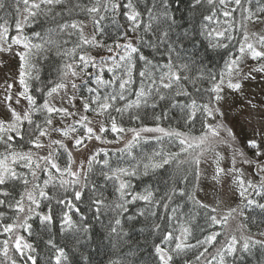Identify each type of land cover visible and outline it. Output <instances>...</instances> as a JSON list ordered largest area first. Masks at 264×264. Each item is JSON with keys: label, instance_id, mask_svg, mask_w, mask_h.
<instances>
[{"label": "snow or ice", "instance_id": "obj_1", "mask_svg": "<svg viewBox=\"0 0 264 264\" xmlns=\"http://www.w3.org/2000/svg\"><path fill=\"white\" fill-rule=\"evenodd\" d=\"M11 6L16 17V35L9 36L13 25L0 17V53L19 59L17 81L22 91L15 94L14 102L19 105L23 99L27 107L18 111L13 106V82L5 80L0 84L3 90L0 104L8 112L7 119L0 117V148L3 149L0 151V209L6 208L12 213L11 222L4 223L6 212L0 211V234L6 236L0 241V264H37V246L21 234L33 235L30 221L34 218L39 219L42 231L50 232L59 225L61 233L72 231L87 237L93 228L88 213L97 222L112 214L106 227L109 236L118 242L129 235L121 217L137 202L143 206L125 220L131 229L142 224L141 233L147 231L158 237L159 242L153 243L157 264H201L209 247L222 233L211 231L191 243L192 230L185 221L179 224L177 234L172 228L180 207L172 206L177 196L186 197L197 208L205 209L206 220L212 228L228 229L230 220L237 215L247 220L245 210L264 212V203L256 199L264 200V130L253 129L252 137L241 142L233 128L225 123L222 107L229 97L233 100L237 94L243 97L244 84L254 80V74H264V34L248 30L249 23L264 24V0H13ZM5 7L6 0H0V9ZM218 9L225 18L223 25ZM236 11L241 13L242 29L236 54L229 51L219 72L207 68L200 57L197 72L192 75V66L198 63L200 37L212 38L205 54L208 49H230V44L224 41L234 39L232 18ZM40 17L51 26L31 36L24 34V29L38 23ZM213 24L216 26L212 27ZM106 25L114 29L115 35ZM89 27L90 33L86 32ZM71 37L76 39L69 48ZM109 38L111 43L107 42ZM14 46L17 50L13 53ZM90 49H95L97 55ZM144 49L153 55L146 54ZM181 52L186 55L181 57ZM50 54L62 61L57 66L58 80L51 87L36 89L43 96L42 102H38L30 92L29 81L40 79L37 61L47 60ZM156 55L166 57V62L161 64ZM248 59L257 63L245 71ZM3 63L0 61V67ZM105 70L112 73L110 79L104 78ZM137 78L139 85L134 87ZM203 80L211 87L202 88ZM82 86L88 95L82 94ZM193 93H206L207 97L201 96L198 100ZM129 96L135 98L128 99ZM181 97L186 99L182 101ZM162 103L166 107L156 114L154 110ZM247 104L257 107L251 100ZM149 108L153 110L152 119L157 122L152 127L143 124L140 114L141 109ZM174 110L187 131L160 126L159 121L168 119ZM125 114L129 120L140 122V126L125 127L120 122ZM57 118L59 124L55 122ZM197 120L201 125L199 134L194 132ZM261 120L264 121V116ZM109 133L113 134L111 140ZM128 133L131 138L122 148L115 149L118 158H130L126 165L113 166L108 149L89 147L93 140L101 144L120 143ZM145 133L157 134L151 139L160 144L167 138L179 150L161 147L137 156L133 150L142 141L149 140ZM221 148L227 149V155ZM45 150L46 154H41ZM84 150L90 154L77 164L73 153ZM209 154L216 206L204 203L196 195L197 191H203L201 181L206 173L201 165L209 163L206 159ZM172 164L182 170L179 183L185 187L174 183L160 196H157L159 189L151 184L143 191L134 190V178L150 177ZM245 166L260 177L258 182L245 179ZM109 186L111 199L105 194ZM229 192L237 195L240 203L221 213L218 206ZM160 207L166 212L170 209V214L158 216L156 209ZM165 219L167 225L158 222ZM239 227L248 226L241 223ZM258 234L264 237V231ZM45 243L55 250V264H67L68 255L63 247H58L51 237ZM256 245L264 249V240L251 236L238 239L229 233L215 248L212 258L204 259L203 264H230L229 258L235 264L238 253L242 259Z\"/></svg>", "mask_w": 264, "mask_h": 264}, {"label": "trees", "instance_id": "obj_2", "mask_svg": "<svg viewBox=\"0 0 264 264\" xmlns=\"http://www.w3.org/2000/svg\"><path fill=\"white\" fill-rule=\"evenodd\" d=\"M86 2V0H85ZM13 0H6V7L4 9H0V17H3L7 19L13 27L10 30L9 36L16 35V31L14 28V21H15V12L12 8ZM234 6V5H233ZM21 9H23V5L20 6ZM253 7H255V3H253ZM141 9L143 10V5H141ZM208 14V13H206ZM218 18L223 25V22L225 18L219 11L217 10ZM83 18V17H81ZM232 20L235 22V29L232 31V35L234 39L229 42L225 40V43L230 44V49H208V54H205V47L207 46L210 37L203 36L200 37V44L198 45L199 55H198V63L197 65L192 66V75H195L197 72V68L199 67V58L203 57V64L210 68L214 72H219L224 67V60L227 59L229 51H231L233 54H236V48L238 47L237 41L241 39V32L242 29L240 28V20H241V13L239 11H236L233 14ZM121 23H123V17H120ZM2 22V20H0ZM257 24H248V30L249 32H259L261 34H264L261 30H256ZM50 23L44 22V18L40 17V20L38 23H34L32 26L26 27L24 29V34L31 36L33 32H43L45 29L50 27ZM216 25L213 24L212 27H215ZM226 26V25H225ZM108 28V31L115 35L114 29L110 25H106ZM86 32H91V27L86 29ZM70 42L67 45V47H72L73 43L75 42V37L69 38ZM39 42V41H34ZM108 43H111L112 40L109 38L107 40ZM16 51V47L13 48V53ZM23 51V48H22ZM91 53L93 55H97V51L95 49H90ZM146 54L153 55L149 49H144ZM191 49L189 48V52ZM101 55H107L106 52L99 53ZM181 57L185 56L186 53L181 52ZM7 54L0 53V61H5ZM17 59V66H19V59ZM156 60L159 61L161 64L166 62V57L156 55ZM251 60V59H250ZM59 63H62L61 59L59 57H56L54 55H49V58L47 60H38L37 66L39 69V80H30V92L34 96H36L38 102H42L43 96L41 92L36 91L38 88H47L51 87L54 82L58 80V72H57V66ZM139 67V65H138ZM94 71V70H92ZM3 69L0 67V75L2 74ZM18 76V74H17ZM112 76V73L107 72L105 70L104 72V78L110 79ZM1 77V76H0ZM1 82H3V78L0 79ZM14 82V81H13ZM139 80L137 78V84L134 87H138ZM200 86L202 88H210L211 85L207 80H203L200 82ZM15 88L18 91H22L21 86L18 84V81L15 85ZM189 91H192L191 85H188ZM82 94L88 95L86 90H83L82 86ZM195 98L198 100L201 99V96L204 98L207 97L206 93H193ZM134 96H129L128 99H134ZM182 101H184L186 98H179ZM21 102L23 104V108L27 107V102L23 99H21ZM79 100L76 101V104L79 105ZM123 103V102H121ZM166 104L162 103L160 107H157L154 111L156 114H159L161 112L162 108H165ZM23 111V110H22ZM145 112H147V115H145ZM152 109H141L140 114L143 118V124L152 127L155 126L157 123L152 119ZM91 116V113H89ZM113 115H116L113 113ZM119 119V117H118ZM57 124H59V118L55 121ZM71 121H69L70 123ZM123 123L125 127H139L140 122L137 121H131L128 118V115L125 114L123 119L120 121ZM209 123H212V121H209ZM226 123V122H225ZM159 124L161 127L168 128H180L182 131H187L183 126V122L179 120L178 113L174 110L170 114L168 119H162L159 121ZM229 126V125H228ZM201 129V125L199 120H197L194 132L195 134H199ZM131 134V133H130ZM146 137H149V140L147 143H144L143 141L138 145L133 151L134 154L137 156H141L144 153L150 154L153 150H159L161 147H163L166 150L170 151H178L175 143H170L167 138L163 141V144L157 143L154 139H151L154 135H157L155 133H145L143 134ZM239 137L240 141L243 142L246 140L244 135L237 136ZM108 139H113V134H108ZM69 143V146L71 147V143ZM17 147H19V144L17 143ZM28 145H24L25 150L27 149ZM121 148V147H120ZM110 153V163L113 166H116L117 164L126 165L130 162V158L124 157L122 159L118 158L119 154H115L116 148H107ZM118 149V148H117ZM3 149L0 148V151ZM41 154H46V150L42 152ZM251 155V153H249ZM103 159V157H101ZM63 157H61V163H63ZM186 168L187 166H182ZM99 169V166H97V170ZM245 170L250 176V179L253 180V182H258L260 180V177L257 175L252 174L253 170L247 166H245ZM183 174L182 170L178 169L175 164L166 166L165 169L157 170L156 173H154L150 177L145 178H134L132 180V184L134 185L135 191H143L144 187L148 184H151L153 188L159 189L157 192V196L163 195V193L173 186L174 183L179 184L180 187H185L184 184L179 183V178ZM206 179H202L201 186L203 188V191H197L196 195L197 198L202 200L204 203H209L206 199V194H202L204 192ZM52 189L50 188L49 191ZM189 190H191L189 186ZM112 189L111 186H109L108 190L106 191V195L109 196V198H112ZM256 199L260 200V202L264 203V200H261L259 197ZM240 203V198L236 195L235 196V204L232 207H235L237 204ZM179 205L177 212V219L172 221V228L177 231L179 229V224L181 222L187 221V226L191 227L192 230V237L190 239L191 243H195L197 239H202L205 235L209 234L211 231H220L222 234L217 238V242L209 247L208 253H206L205 257L202 258L201 264H203V260L207 259L210 260L212 258V255L215 254V248L218 247L221 243L225 241V238L229 235V233L235 234L238 239H240L242 236H251L254 239L257 240H264V237L260 236L258 234L259 231H264V212H261L259 209L254 210H245V216L248 217L247 220L244 219V217H241L239 215L236 216V219L230 220L229 222V228L228 229H222L220 226H216L215 228H212L209 226L206 216H205V209L197 208L193 205V203L189 200H187L186 197H179L177 196L172 206L175 207ZM213 205V204H212ZM142 202H137L134 205L130 206L129 213H126L124 217H121L122 224L125 229V231L129 232V235L127 237H124L122 240H119L118 242L115 241L113 238H111L108 234V229L106 225L108 224L109 220L112 218V214L105 215L101 218V222H97L94 219H91V213H88L90 220L89 222L93 225V228L91 232L85 237L81 233H75L72 231H68L65 233H61L59 230V225L52 228L50 232L48 231H42L41 225L38 218H34L30 223H32L33 226V235L28 236L27 233L22 232L21 234L25 236V238L29 241L34 243L37 246V264H55V250L52 249L50 246L46 245V240L50 237L54 240L56 245L58 247H63L68 255V262L67 264H109L110 261H120L121 264H157L156 258L153 255V243L159 242L158 237L151 236L147 231L141 233L140 228L143 227L142 224H137L135 229L130 228V223L125 220V217L129 214H132L136 211L138 207H142ZM214 206V205H213ZM0 211L6 212V216L4 218V223H10L12 216V213L6 209H0ZM158 216H164L170 214V209L166 212L164 208L160 207L156 209ZM223 213L224 211H220ZM74 219H78L77 217H74ZM255 221V222H254ZM162 224L167 225L168 221L161 220L158 221ZM241 223H246L247 228H240L239 225ZM6 236L3 234H0V241L5 239ZM115 243V247L113 244ZM10 255H14L10 252ZM192 253L189 254V259H191ZM240 254H237V259L235 260V264H264V249H261L259 245H256L254 248H252L250 253H244L243 258H239ZM232 258H229L230 264H231ZM179 264V262H177ZM215 264V262H213Z\"/></svg>", "mask_w": 264, "mask_h": 264}, {"label": "rangeland", "instance_id": "obj_3", "mask_svg": "<svg viewBox=\"0 0 264 264\" xmlns=\"http://www.w3.org/2000/svg\"><path fill=\"white\" fill-rule=\"evenodd\" d=\"M256 30H261L264 32V24H257L255 27ZM17 50V48H16ZM20 51H22V47L19 48ZM17 57L14 55H7L6 59L3 63L2 69L3 72L0 75V79L3 78V80H8L9 82L14 83V87L12 90L13 93V106L17 108L18 111H22L23 104L20 102L19 105L15 104V94L18 92V90L15 88V85L17 83V74H18V66H17ZM256 61L248 59L246 61V67L245 71H248L250 67L256 65ZM11 75V79H9V74ZM254 80H249L245 82L244 89H243V97L240 95H235V98L233 100V97H229L228 100L223 102L222 107L225 111V122L233 128L234 132L237 136L244 135L246 139L252 137L253 129L260 127L262 130H264V121L261 120V117L264 116V74L256 73ZM3 81V82H4ZM3 82L0 81V84ZM3 90L0 89V94H2ZM247 100H251L254 105H257L256 108H252L247 104ZM57 104H59V101H55ZM68 105H65L67 107ZM0 117L7 119L8 118V112L6 110V106L4 104H0ZM131 138V134L128 133L125 135L124 139L120 141V143H111V144H101L95 140H93L90 143V149H97V148H122L124 146V143L128 139ZM110 140V139H109ZM221 151L227 155V149L221 148ZM90 154L89 150H84L83 152H74V158L77 162V164L82 161L86 160L87 156ZM206 159H208V164H202L201 169L206 173V183L204 192L202 194H206V199L209 203H212L214 206V193L212 192V182L210 180L212 167H211V154H209ZM246 172L245 179H250L249 174ZM234 187V186H232ZM235 196L232 195L231 192H229L227 197L223 198V202L218 206L219 211H226L228 207H232L235 204Z\"/></svg>", "mask_w": 264, "mask_h": 264}]
</instances>
